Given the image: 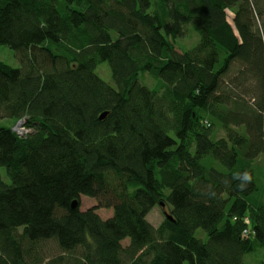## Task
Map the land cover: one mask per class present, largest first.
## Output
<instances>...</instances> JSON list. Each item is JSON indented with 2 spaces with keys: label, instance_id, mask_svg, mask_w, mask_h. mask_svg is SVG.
<instances>
[{
  "label": "trees",
  "instance_id": "16d2710c",
  "mask_svg": "<svg viewBox=\"0 0 264 264\" xmlns=\"http://www.w3.org/2000/svg\"><path fill=\"white\" fill-rule=\"evenodd\" d=\"M0 45L18 62L0 60V120L28 128L0 127V264H246L264 245V0H0Z\"/></svg>",
  "mask_w": 264,
  "mask_h": 264
},
{
  "label": "rangeland",
  "instance_id": "374dc122",
  "mask_svg": "<svg viewBox=\"0 0 264 264\" xmlns=\"http://www.w3.org/2000/svg\"><path fill=\"white\" fill-rule=\"evenodd\" d=\"M199 40V34L192 29L191 27H188L184 33V36L181 38H178L175 42V48L178 51H185L189 48H191L193 45H195ZM0 60L5 62L6 64L12 66V67H17L18 62L15 56V52L11 50L10 48L6 46L0 45ZM96 72L100 75V77L110 83V70L107 66L106 63H103L102 66L100 65ZM143 84H149L153 85L154 82L152 79L149 77H145V81H141ZM12 120L10 119H4L0 120V127H10L11 129L18 124L17 122H14L12 124ZM222 130H217L215 131V134L213 137H221L223 136ZM253 169H254V174L257 179V186L259 189V194H261L264 190V153H261L253 162ZM0 174L1 177L4 181H9L8 177L6 175V170L5 168L0 169ZM264 193V192H263ZM263 201H264V195H263ZM95 205V200L94 198L82 196L80 198V210H85L87 208L92 207ZM167 210L168 208H163L162 206L156 205L151 209V211L148 213L146 216L147 220L149 221L150 224H152L154 227H157L165 218L164 211ZM97 213L102 219H106L112 215V210L111 209H98ZM195 236L206 240V235L205 233L201 230L198 229L195 232ZM127 240L123 241L124 244H126ZM256 241H254V250L251 253H248L244 256V262L246 264H264V245H258L255 244ZM184 264H188L185 262Z\"/></svg>",
  "mask_w": 264,
  "mask_h": 264
},
{
  "label": "built area",
  "instance_id": "2783aa9c",
  "mask_svg": "<svg viewBox=\"0 0 264 264\" xmlns=\"http://www.w3.org/2000/svg\"><path fill=\"white\" fill-rule=\"evenodd\" d=\"M12 131L15 132L19 136H24L28 132V128L24 125V120H19L18 124H16ZM248 232L244 231L243 234H247Z\"/></svg>",
  "mask_w": 264,
  "mask_h": 264
},
{
  "label": "water",
  "instance_id": "95a60500",
  "mask_svg": "<svg viewBox=\"0 0 264 264\" xmlns=\"http://www.w3.org/2000/svg\"><path fill=\"white\" fill-rule=\"evenodd\" d=\"M105 115H106L105 113H104L103 115H101V116H100V119L104 118ZM76 206H77V202L74 201V202L71 204V207L74 208V207H76ZM161 206L164 208V204H163V203L161 204ZM164 215H165V217H166L167 219L172 220L171 216H170L167 212L164 211Z\"/></svg>",
  "mask_w": 264,
  "mask_h": 264
},
{
  "label": "clouds",
  "instance_id": "9594fccd",
  "mask_svg": "<svg viewBox=\"0 0 264 264\" xmlns=\"http://www.w3.org/2000/svg\"><path fill=\"white\" fill-rule=\"evenodd\" d=\"M244 179L247 180V179H250V177L245 173Z\"/></svg>",
  "mask_w": 264,
  "mask_h": 264
}]
</instances>
